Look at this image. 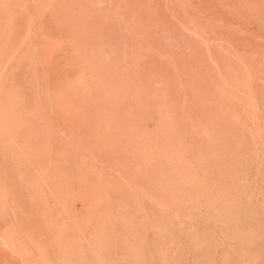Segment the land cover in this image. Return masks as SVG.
Here are the masks:
<instances>
[{
  "label": "rangeland",
  "instance_id": "rangeland-1",
  "mask_svg": "<svg viewBox=\"0 0 264 264\" xmlns=\"http://www.w3.org/2000/svg\"><path fill=\"white\" fill-rule=\"evenodd\" d=\"M0 264H264V0H0Z\"/></svg>",
  "mask_w": 264,
  "mask_h": 264
}]
</instances>
